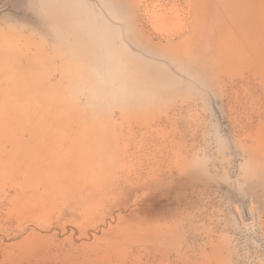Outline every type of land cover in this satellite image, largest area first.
Listing matches in <instances>:
<instances>
[{"label": "rangeland", "instance_id": "374dc122", "mask_svg": "<svg viewBox=\"0 0 264 264\" xmlns=\"http://www.w3.org/2000/svg\"><path fill=\"white\" fill-rule=\"evenodd\" d=\"M0 264H264V0H0Z\"/></svg>", "mask_w": 264, "mask_h": 264}]
</instances>
